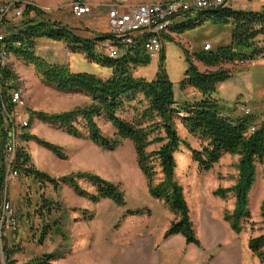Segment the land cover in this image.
<instances>
[{"label": "rangeland", "instance_id": "obj_1", "mask_svg": "<svg viewBox=\"0 0 264 264\" xmlns=\"http://www.w3.org/2000/svg\"><path fill=\"white\" fill-rule=\"evenodd\" d=\"M83 1L89 5V13L82 18H76L71 14L72 0H0V8L7 10L0 31L4 36L9 35L11 28L18 25L22 18V14H18L17 11L21 13L27 5H32L44 12L48 19L69 25L77 35L83 38L93 39L97 34L95 30L102 31L99 34L108 33L106 20L102 24H98L97 21L100 18L99 14L105 12L107 14L111 5L120 4L132 7L166 0ZM230 6L234 10L260 12L264 9V0H243L240 3L230 4ZM30 16H33L32 13ZM197 18L198 16L192 15L183 22L175 23L163 34L160 52L150 58L148 64L137 67L133 73L135 77L152 80L162 68L172 83L174 99L178 103L189 101L196 94H198L197 99L200 97V94L192 88H181V82L186 76L185 72L191 65L200 72L204 71V65L195 61V56L203 52L206 44L210 46V50H214L217 47L228 45L231 41L232 27L230 24L214 23L208 18L196 21ZM181 25L185 28L181 30L175 28ZM64 49L67 53H64ZM34 51L35 55L46 63L68 65L69 69L75 73L93 74L102 79L108 78L111 74L110 69L98 61L90 60L85 52L72 50L62 42L40 38L37 40ZM93 53L101 56L107 55L104 50L99 49V42L93 47ZM0 66L14 77L11 81L14 86L12 89L20 93L22 102L17 109L27 121L29 120L28 115L24 113L22 107L23 95H26L33 104V111L48 114L62 113L89 104L88 98L83 94H62L53 91L34 74L32 66L23 63L11 54L0 57ZM223 68L230 69L232 73L229 78L216 86L215 97L220 103L227 109H232L238 104L252 108L260 101L261 107L258 110L264 111L261 99L264 93V59L257 58L243 64L234 62L224 65ZM140 100V97H137L134 101L128 102L118 112V115L126 121H132L137 111L144 106V102L138 103ZM95 122L105 137H114L116 130L110 123L102 117L95 119ZM42 124L48 126V124ZM174 125L182 139H185L191 147L200 149L199 142L192 136L186 135L187 131L182 127L178 118L174 119ZM79 130L85 135L82 138L72 137L62 130L67 136L80 140L76 145L69 139L61 147L65 159H60L59 163L65 167L63 169L65 171H56L58 174H53L40 167L38 171L54 179L61 177L59 172H69L65 175L76 172L98 175L119 186L123 192L125 205H116L109 199H100L92 204L86 198L75 204L71 201V194L75 193L68 185L58 183L56 188L47 182L40 184L24 174L18 173L13 177L9 175L6 187L0 189V202L6 199L10 208L5 213L10 223L9 220L6 222L5 217L3 221L0 219V264H5L2 252L5 244L14 248L16 253L12 259L15 260V264H24L44 254L53 255L52 264H95V246L108 249L109 234L107 232L108 230L112 232L113 229L122 225L125 219L123 214L127 209H132L133 212L139 210V214H134L133 217L150 213L153 215L152 221L157 225L163 219L164 210H169L163 201L150 194L146 179L137 167L134 148L130 140L119 139V144L113 151H106L93 142V145H90L88 143L90 140L86 136L87 132L80 127ZM27 132L36 137L42 134L47 136L41 128L35 131L28 128L23 134ZM38 138L45 140L43 137ZM25 143L18 140V145L23 146L26 151L27 144ZM157 147L158 145H151L147 151H153ZM3 151L2 146V154ZM229 156L223 155L208 172H199L190 153L181 148V152L175 155V179L183 188L187 204L195 205L198 202L202 206H213V213L221 219L225 213L232 212L234 206L232 194H228L225 199L213 195L217 188H229L236 182L238 157ZM181 157L182 160H180ZM39 159L43 163L45 161L48 168H57L53 164H48L45 158L43 160V157L39 156ZM32 166L37 169L35 163ZM156 172V181H158L160 175L158 171ZM78 185L95 194V188L88 182L79 180ZM263 199L264 159L262 163L256 164L255 183L248 195L250 219L242 221L243 229L239 234L231 229L236 235L233 233L232 237H227L221 242L222 246H229L235 237L234 241L238 243L240 251V264H261L249 250L247 242L250 238L263 233L259 216V206ZM44 200L53 202L49 212L46 207L42 208ZM84 210L88 212L87 215H84ZM40 213L43 214V219H40ZM90 214L92 218L86 219ZM212 253L214 254L215 250H212Z\"/></svg>", "mask_w": 264, "mask_h": 264}, {"label": "trees", "instance_id": "obj_2", "mask_svg": "<svg viewBox=\"0 0 264 264\" xmlns=\"http://www.w3.org/2000/svg\"><path fill=\"white\" fill-rule=\"evenodd\" d=\"M31 13L33 16H30ZM203 18L222 25L230 24L231 41L228 45L203 51L195 56V61L214 70L200 72L193 65L188 68L181 88H192L200 97L182 103L175 101L172 83L162 68L152 80L134 76V70L148 64L150 60L143 49L142 37L135 39L125 54L111 59L93 53V47L98 42L113 40L108 33L98 34L93 39L83 38L69 25L52 21L40 9L27 5L22 11L19 24L12 27L10 34L4 37L2 46L6 55L11 54L32 66L35 74L47 87L60 93H80L89 100V104L84 107L57 114L27 110L29 127L31 120L36 119L63 130L72 137L82 138L85 135L79 130L80 127L87 132L86 136L91 142L106 151H113L118 146L119 139L130 140L137 167L146 179L150 194L163 201L175 216L164 233V239L181 235L187 244H193L198 248L200 242L193 230L183 188L175 179V155L184 148L190 153L199 172H208L225 154L238 157L235 184L229 188H217L213 192L214 196L221 199L232 194L234 208L231 213L224 214L223 220L229 223L236 234L243 229L242 221L251 217L248 195L255 183L256 164L262 163L264 159V111L230 118L229 108L227 109L215 97L216 86L232 73L230 69L223 68L224 65L234 62L243 64L257 58L264 59V9L260 12H244L231 7H220L200 12L196 21ZM175 28L181 30L185 26ZM40 38L62 42L72 50L85 52L90 60L98 61L110 69V76L102 79L93 74L72 72L68 65L46 63L36 56L34 51ZM13 78L8 70L0 66V189L4 188L5 178L2 110L3 108L12 110L8 96L14 87L11 84ZM137 97L141 99L138 101L139 104L144 102L142 109L137 111L132 121L122 119L118 112ZM101 117L116 130L113 138L105 137L95 122V119ZM175 118H178L187 133L199 142L200 149L191 147L178 135L174 125ZM250 126L255 127L251 134L248 133ZM19 140L33 141L59 159H65L61 147L34 135L22 133ZM151 145L158 147L148 152L147 149ZM13 169L19 174L32 177L40 184L47 182L56 188L58 183L68 185L77 196L92 203H97L100 199H109L116 205H125L123 192L119 186L98 175L76 172L54 179L38 171L32 164L30 165V157L23 146L16 147ZM156 171L160 175L158 181ZM79 180L91 184L95 188V194L82 189L78 185ZM52 206L53 202L44 200L42 208L46 207L49 212ZM83 212L84 215L88 214L86 210ZM134 214L138 215L139 210L135 212L126 210L123 217ZM259 216L263 233L250 238L247 245L253 256L264 264V199L259 206ZM91 218L92 214L86 217ZM40 219H43L41 213ZM2 252L5 264H15V260L12 259L16 253L14 248L5 244ZM53 260V255L44 254L24 264H52Z\"/></svg>", "mask_w": 264, "mask_h": 264}, {"label": "crops", "instance_id": "obj_3", "mask_svg": "<svg viewBox=\"0 0 264 264\" xmlns=\"http://www.w3.org/2000/svg\"><path fill=\"white\" fill-rule=\"evenodd\" d=\"M105 13L99 14L100 18L97 23L102 24L106 20L107 28V17ZM101 32L100 30H95L96 35ZM65 52L66 50L64 49ZM32 70L34 72L33 68ZM212 70L214 69L204 66V71ZM37 79L39 80V78ZM197 97L198 94L193 96L189 101L197 99ZM23 99L24 103L22 107L24 113L27 112L25 109L33 111V104L30 103L26 95H23ZM256 105L249 108L251 113L262 112L258 110L261 107L260 101ZM242 107L248 108L247 106L238 104L234 108L229 109V117L238 118L243 116ZM57 113L59 112L52 114ZM39 128L43 129L47 136L38 134V137H43L47 142L59 147H62L69 139L76 145L80 141L79 139L67 136V134L58 128L51 125L44 126L42 122L32 119L29 130L35 131ZM186 135L189 134L186 133ZM88 143L93 145L91 141ZM25 144H27V154L32 164L34 165L35 163L37 170L40 167V169L53 174H58L56 171H65L63 170L65 167L59 163L61 160L52 152L31 141ZM225 155L230 157L228 154ZM39 156L43 157V160L45 158L48 164H53L57 168H48L45 165V161L43 163L39 159ZM180 160H182V157ZM67 173L69 172H59V175L62 177ZM81 200H83L82 197L71 194V201L73 203L76 204ZM189 206L191 207L190 219L193 224V230L196 238L200 242L199 248L193 244H187L181 235H173L164 239L165 231L175 219V216L169 210V212L164 210L163 219L158 225L152 221L153 215L149 213L135 217L127 216L120 227L113 229L112 232L108 230V249L105 250L104 248H100V246L99 248L95 246V264H240V251L237 246L238 243L234 241L235 237L229 246L221 245V242L227 237L233 236L234 232L231 230L229 223L223 221L217 214L213 213V206H202L198 202L195 205ZM212 250H215L214 254Z\"/></svg>", "mask_w": 264, "mask_h": 264}, {"label": "built area", "instance_id": "obj_4", "mask_svg": "<svg viewBox=\"0 0 264 264\" xmlns=\"http://www.w3.org/2000/svg\"><path fill=\"white\" fill-rule=\"evenodd\" d=\"M243 0H166L154 4H143L128 7L126 5L114 4L107 10V30L113 40L99 42V49L106 52L108 58H117L127 52L134 44L135 39L143 38V49L152 58L162 49L163 34L177 22H183L188 16L196 15L220 7H231L230 4L240 3ZM71 14L76 18H82L89 13V5L83 0H72ZM5 8H0V27L4 23ZM18 14L20 11H17ZM4 35L0 31V57L6 54L2 49ZM210 46L205 45L203 51H209ZM9 103L12 110H2V129L4 136L3 164L5 168L4 187H6L7 176H16L18 172L13 169L16 147L19 136L26 132L29 123L25 116L18 111L21 106V96L18 91L11 89L9 92ZM264 104V93L262 94ZM243 114L248 115L251 110L242 107ZM254 126L248 128L251 134ZM9 204L6 199L1 201L0 219L3 221L5 213L9 211ZM6 222L9 218L5 217ZM12 222V220H11ZM10 223V220H9Z\"/></svg>", "mask_w": 264, "mask_h": 264}]
</instances>
